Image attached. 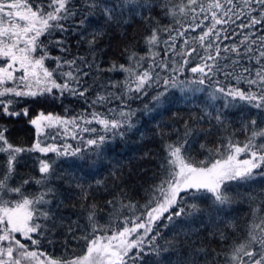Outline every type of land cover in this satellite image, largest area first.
I'll return each instance as SVG.
<instances>
[{
    "label": "snow or ice",
    "instance_id": "1",
    "mask_svg": "<svg viewBox=\"0 0 264 264\" xmlns=\"http://www.w3.org/2000/svg\"><path fill=\"white\" fill-rule=\"evenodd\" d=\"M155 7H159L171 23L160 25L157 21L150 28L144 37L147 56L130 52L128 65L113 63L107 69L127 74L123 86L111 84V88L122 87V93L97 92L91 101L90 106L103 107L113 99L120 100V111L109 108L106 115L93 110L88 115L70 118L41 112L30 120L38 137L30 148L14 146L5 136L6 129H0V153L6 155L0 165V264H165L159 258L168 252L173 253L174 259L167 257V264H264V190L259 197L254 193L248 196L250 214L244 224L228 218L231 216L228 209L240 196L238 192L233 194L230 183L238 182L239 186L257 177L264 178V120L258 124L257 119L249 117L242 123L244 142L236 140L232 133L221 138L215 149L201 144L200 148L208 153L203 160H196L185 147L188 137L194 133L191 123L185 121L180 139L166 144V155L159 165L160 182L142 206L143 211L136 215L139 211L136 204L124 203L120 197L113 196L106 201L109 209L106 225L99 223L98 206L89 201L92 185L85 187V182L74 175L75 170L83 176L92 175L97 160L104 158L105 144L117 136L123 139L135 128L132 118L136 110L127 102L147 95L153 87L163 89L152 97L154 102H159L172 88L193 94L209 88L208 103L201 109L203 115L193 117L196 124L208 120L210 127L205 135L213 134V120L215 126L225 127L222 109L243 105L264 112V0H83V8L79 10L73 0H48L46 7L33 0H0V61H3L0 63V111L11 117L27 116L26 108L16 111L12 107L14 101L6 97L36 98L52 95L53 90L59 96L67 93L87 99L90 86H84L82 78L88 73L77 61L86 67H92L94 61L89 63L84 57L51 56L49 52V44L62 53L68 51L65 40L53 39L56 31H68L64 21L79 16L76 28L86 30L92 27L97 14L109 23L127 22L125 17L137 15L151 21L155 19L151 15ZM145 11L147 16L143 15ZM162 33L166 38L162 39ZM99 35V32L88 31L90 39L83 33L79 36V40L86 39L93 55ZM41 36H46L48 42L42 41ZM228 40L233 42L224 43ZM146 59L151 62L144 68ZM46 60H55V69L47 67ZM96 67L98 71H105ZM185 69L193 77L181 80L179 77L184 75ZM17 72L21 75L16 76ZM10 82L13 86H7ZM218 100L223 101L219 108L215 103ZM145 109L150 110L147 105ZM82 124L100 127L98 130L82 127ZM45 129H57L55 134L47 133V138L53 141L71 133V139L78 144H45L39 140V136L45 135ZM175 131L180 136L179 130ZM78 132L94 135L85 139ZM35 151L71 159L67 168L72 171L57 173L55 160L40 159L39 177L21 178L12 184L14 177L19 176L17 165L21 163V154ZM89 155L96 159L89 161ZM241 155L247 158L241 160ZM111 175L114 179L120 178L115 169ZM53 179L65 180L69 187L79 189L80 206L87 214L90 231L86 229L78 237L86 242V252L74 259H52L43 252L29 250L22 242L30 241L39 246L40 241L33 234L43 236L49 230L44 222L51 221V227L56 226L53 202L57 199V188L52 184ZM30 183L38 185L39 190L27 193L25 186ZM95 183L97 190L104 186L102 180ZM202 204L207 206L202 207ZM55 207L59 208L60 203ZM190 219L199 220L208 234L221 242L222 250L201 244L185 254L176 240L166 239L163 245L158 242L161 224L167 228L177 220ZM165 221L167 223H163ZM179 227H187L191 232L190 224ZM17 233L22 239L17 238Z\"/></svg>",
    "mask_w": 264,
    "mask_h": 264
},
{
    "label": "trees",
    "instance_id": "2",
    "mask_svg": "<svg viewBox=\"0 0 264 264\" xmlns=\"http://www.w3.org/2000/svg\"><path fill=\"white\" fill-rule=\"evenodd\" d=\"M34 3H41L45 7L48 0H33ZM76 8H83V0H73ZM144 16L148 13L145 11ZM154 20L146 21L141 15L134 17H125L127 22L109 23L97 14L94 18L93 25L90 29L76 28L79 16L64 21L67 32L61 33L56 31L53 39H63L66 41L65 47L67 52H60L57 47L49 44V52L51 56H60L67 59L74 57H84L89 63H93L92 67H86L81 61L82 70L88 75L82 78V84L89 87L87 99L72 96L65 93L59 96L55 90L52 95H45L36 98L30 97H6L12 99L14 104L12 107L16 111L28 110V115L11 117L4 115L0 111V129H6L5 136L8 141L17 147L30 148L37 141V133L35 127L30 123V120L35 118L38 113H54L57 116L70 118L80 114L88 115L93 110L103 112L109 115L108 109H115L117 112L121 110L122 104L120 100L113 99L111 103L100 106H90L92 99L95 98L97 92L112 91L113 93H122L123 88H111L112 83H119L123 86L126 78V73L121 71H107L113 63L128 65V53L135 52L138 56H147V46L144 43V37L149 34L150 28L155 26L158 21L160 25H168L171 23L170 19L165 16L159 7H155L151 13ZM258 28L261 26H257ZM75 33L73 32V29ZM235 28V25L232 26ZM237 32L240 29H235ZM88 31L99 32L98 41L95 45L94 55L89 49L86 39H90ZM197 31H200L199 29ZM83 33L85 40H79V36ZM195 35V33H190ZM162 39L166 38L165 34H161ZM42 41L48 42L46 36H41ZM238 41L239 36L235 37ZM233 41H224L226 44H231ZM125 49L128 51L126 52ZM164 46L161 44L160 52L163 56ZM151 61L144 60L143 67L147 68ZM3 63V61H0ZM45 64L50 69H55V60H46ZM96 65L105 71H98ZM164 75V74H162ZM193 74L185 69L184 75L179 77L183 80L185 78H192ZM103 85V87H102ZM195 87V86H193ZM203 87V86H202ZM246 87V85H241ZM193 94L190 91L181 92L179 88L170 89L159 102H154L152 97L158 91H163L160 87H153L148 90V94L139 99L129 100L127 103L132 109H135V116L132 118L135 123V128L127 132L125 137L121 139L119 136L112 139L104 146V158L97 160L94 166L92 175L83 176L79 170L74 171V175L80 177L85 182V187L88 184L92 185L91 195L89 201L95 203L97 208V219L101 225H106L109 221V209L106 201L112 199L113 196H118L124 200V203H133L139 207L136 215L143 211V205L150 199L154 186L160 182L162 169L159 167L161 161L164 159L166 152L165 147L168 143H174L183 135L184 122L189 121L194 128L192 136L188 137L189 143L185 145L189 154L196 160H203L207 158V151L200 148L201 144L207 145L208 148L215 149L221 138L227 137L230 134H235V139L244 142L246 135L241 131L242 123L249 117L255 118L258 124L264 120V112H258L256 109L238 105L235 108L222 109L226 117L225 127L223 129L216 125L213 120L211 122L212 135H205L210 127L207 119L201 120L198 124L193 122V117L198 118L203 115L201 109L208 103L207 91ZM131 95L135 96V93ZM59 96L57 99L56 97ZM216 107L219 108L223 104L222 100L215 102ZM145 105L148 109H145ZM127 111V108H124ZM214 111V109H209ZM82 127H96L99 130V125H81ZM264 126V125H262ZM176 129L179 130L180 136L177 135ZM57 129H45V135L39 136V140L44 141L45 144L55 143L61 146L64 143H70L77 146L78 141L71 139V133L64 137H58L55 141L47 138V133L55 134ZM80 136L85 139L94 134L86 132H78ZM63 135V134H62ZM43 146V145H42ZM80 146H83L82 144ZM148 153L147 156L144 154ZM247 158L241 155L239 159ZM55 160L57 173L63 171H72L67 168V164L71 163V159L57 158L55 153L49 152L43 155L38 151L27 152L21 154V163L17 165L19 176L14 177L11 181L16 184L21 178L29 176L39 177V160ZM74 159V158H72ZM89 161L96 159L94 156L87 157ZM6 160V155L0 153V165ZM118 171L120 178L114 179L111 173L113 170ZM96 180H102L104 186L97 190ZM52 184L57 188V199L53 202V211L56 215V226L51 227L52 222L47 221L49 230L43 236L33 234L34 238L39 239V246L32 245L30 241H23L29 249L45 253L46 256L63 261L66 259H74L86 252V242L78 237L87 231H90L86 219V213L81 208V201L78 193L79 189L69 187L68 183L62 179H53ZM230 187L233 189V194L239 193L236 202L228 209L231 212L229 219H234L240 224H244L249 218L250 204L248 196L256 194L259 197L264 190V178L257 177V179L238 186V182H231ZM39 190V186L30 183L25 186V191L29 194L35 193ZM123 194V195H121ZM60 203V207L55 205ZM206 207V204H202ZM129 216L132 215L128 210H124ZM161 223V222H157ZM163 223H167L166 221ZM190 224L191 232L187 227L181 229L179 226ZM71 229V231H70ZM188 233V235H186ZM99 235V233H97ZM110 234V233H109ZM17 235V234H16ZM18 239L20 236L17 235ZM176 240L179 246L187 254L195 247L201 244H206L210 248L217 251L222 250V245L219 240H214L208 232L200 225L199 220H177L175 224H169L167 228L161 224L160 236L157 240L160 244H164L165 240ZM51 241V242H49ZM228 242H224L226 245ZM167 257H173L171 252L164 253L159 259L166 262ZM146 259H148L146 257ZM202 259V258H201ZM156 260L155 257L152 258Z\"/></svg>",
    "mask_w": 264,
    "mask_h": 264
},
{
    "label": "rangeland",
    "instance_id": "3",
    "mask_svg": "<svg viewBox=\"0 0 264 264\" xmlns=\"http://www.w3.org/2000/svg\"><path fill=\"white\" fill-rule=\"evenodd\" d=\"M15 75L16 76H19V75H21V73H19V72H17V73H15ZM7 86H13L12 84H11V82L7 85ZM40 113H38L36 116H35V118L39 115ZM46 115L47 114H53V115H56V114H54V113H45ZM57 116V115H56ZM17 235L18 236H20V234L19 233H17ZM21 238V237H20ZM29 250H32V249H29ZM32 251H36V250H32ZM38 252V251H37Z\"/></svg>",
    "mask_w": 264,
    "mask_h": 264
}]
</instances>
